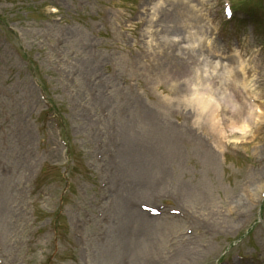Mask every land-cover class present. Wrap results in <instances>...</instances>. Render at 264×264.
<instances>
[{
    "label": "rangeland",
    "instance_id": "1",
    "mask_svg": "<svg viewBox=\"0 0 264 264\" xmlns=\"http://www.w3.org/2000/svg\"><path fill=\"white\" fill-rule=\"evenodd\" d=\"M155 1L0 0V264H119L126 200L150 193L164 213L149 237L188 246L183 264H264V189L252 193L264 180V0H191L197 21L178 0ZM193 23L203 29L187 44ZM194 71L214 88H189ZM131 98L183 131L194 99L209 100L197 126L215 160L190 138L150 137L143 158L114 148ZM239 106L246 131L227 126ZM210 116L223 135L209 134Z\"/></svg>",
    "mask_w": 264,
    "mask_h": 264
},
{
    "label": "bare ground",
    "instance_id": "2",
    "mask_svg": "<svg viewBox=\"0 0 264 264\" xmlns=\"http://www.w3.org/2000/svg\"><path fill=\"white\" fill-rule=\"evenodd\" d=\"M204 100H199V103H202L199 109V117H201L202 113L205 112H213L214 106L211 105H204ZM241 104V103H240ZM145 108L143 109V118L147 120L148 128L147 130H142L140 127V123H144V121L136 117L135 114H131L129 118L130 125L128 127L124 126L123 130V137H121V153L125 156H136V155H144V153L151 148L152 141L148 138L150 137H159V138H170L173 139L175 142L177 139L181 138H192L198 140L200 135L199 133L193 128L192 125L186 126V130L183 131L179 127H174L175 122L172 121L167 115L164 117L160 116H153L152 109L147 105H143ZM148 107V108H146ZM241 106L237 107V117L233 119L232 125L229 123L227 126L231 129L239 128L242 131H246V123L243 122V119L240 118ZM164 115V114H163ZM153 117V118H151ZM196 122H201L196 120ZM212 127L210 130L213 133H220L222 129H225L224 126H221L222 122H216L214 118H212ZM237 126V127H236ZM239 126V127H238ZM130 127L135 128L139 131L138 128L141 129L145 136H142L140 132L134 134ZM147 140H144L145 138ZM153 139V138H150ZM150 143V144H149ZM129 144H137L138 149H134L129 147ZM205 148L207 152H210L208 145L205 144ZM207 154V153H206ZM166 154H161L163 158ZM210 158L209 161L215 160V153L210 152L207 154ZM143 158V157H142ZM150 159H153V156L150 155ZM155 161V160H152ZM157 162V161H155ZM156 165V164H155ZM184 183L179 184V190L182 189L180 192L185 194V189L183 188ZM252 193L254 195L258 193L259 190L264 189V180L262 178H256V181L252 184ZM157 187H160V184L157 182ZM151 189V188H150ZM135 194H139L138 190H134ZM148 192V191H147ZM184 195H181L183 197ZM232 209H230L231 211ZM125 214L128 217L129 223L128 224H137V231H132L129 228H125L122 232L121 236V243H118V249L122 254V259L120 260L119 264H158L160 261H168L169 264H182L184 262V257L181 255L188 251V246H177L175 248H168L166 245H159L158 238L156 237H149L155 228V218L148 214L146 211L139 210L133 208L129 203H126L125 206ZM212 221L218 225V227H222L223 223L227 221L220 219L219 213L212 212L210 215ZM227 219V218H225ZM229 220V219H227ZM229 223V222H227ZM147 239V240H146ZM146 240V241H145ZM186 242V241H185ZM120 254V253H119Z\"/></svg>",
    "mask_w": 264,
    "mask_h": 264
}]
</instances>
